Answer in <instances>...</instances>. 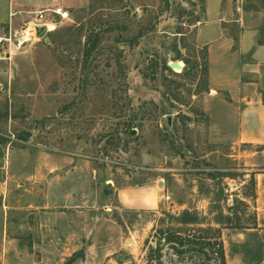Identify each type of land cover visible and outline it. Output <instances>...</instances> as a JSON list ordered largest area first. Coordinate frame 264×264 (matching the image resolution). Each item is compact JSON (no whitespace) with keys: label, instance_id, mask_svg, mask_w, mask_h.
<instances>
[{"label":"rangeland","instance_id":"obj_1","mask_svg":"<svg viewBox=\"0 0 264 264\" xmlns=\"http://www.w3.org/2000/svg\"><path fill=\"white\" fill-rule=\"evenodd\" d=\"M237 1L264 15V0ZM64 10L0 24V213L14 226L8 247L0 214V264H144L146 246L162 243L156 219L182 209L219 229L225 264H264V158L207 134L202 50L192 59L187 41L201 0ZM34 22L48 28L36 36ZM41 192L59 204L36 210ZM46 214H57L59 245L33 247L20 228ZM160 255L213 264L165 244Z\"/></svg>","mask_w":264,"mask_h":264},{"label":"crops","instance_id":"obj_2","mask_svg":"<svg viewBox=\"0 0 264 264\" xmlns=\"http://www.w3.org/2000/svg\"><path fill=\"white\" fill-rule=\"evenodd\" d=\"M201 2V15L192 24V33L187 41L191 46L192 59L197 61V50H202L206 90L201 92L200 98L201 107L210 119L208 137L212 142L223 140L235 146L253 147L248 154L264 158V15L255 7L242 9L237 0ZM85 3L86 0H0V24H13L21 18H31L38 10L42 14L50 12L48 9L53 7L69 9ZM241 152L246 151L241 149ZM54 167L48 165L47 168ZM41 194L40 199L44 198L45 203L34 204L32 207L36 210L58 205L61 199L58 195ZM64 199L66 204L74 203L72 196ZM9 211L4 208L0 213L2 239L8 247L12 239L10 231L14 227L7 222ZM36 216L42 217L37 213ZM45 217L48 220L43 223L20 228L33 247L59 245L57 214H46ZM74 218V214L68 213L63 219L61 230L65 231L63 238L67 241L71 239L69 231L75 223Z\"/></svg>","mask_w":264,"mask_h":264},{"label":"trees","instance_id":"obj_3","mask_svg":"<svg viewBox=\"0 0 264 264\" xmlns=\"http://www.w3.org/2000/svg\"><path fill=\"white\" fill-rule=\"evenodd\" d=\"M94 38L90 41L93 46ZM87 47L84 54L89 51ZM165 217H158L156 224L152 228V233H156L158 240L154 246L147 245L144 253V264H161L160 251L162 245H166L173 253H196L205 261H212L213 264H225L221 240L219 239V229L211 226H202L196 220L195 215L187 209H182L175 214L164 213ZM150 236H153L151 234ZM74 253L69 257L68 262L74 257Z\"/></svg>","mask_w":264,"mask_h":264},{"label":"built area","instance_id":"obj_4","mask_svg":"<svg viewBox=\"0 0 264 264\" xmlns=\"http://www.w3.org/2000/svg\"><path fill=\"white\" fill-rule=\"evenodd\" d=\"M51 13L56 14L57 16H59V18L63 19L67 17V11L62 9L61 7H53L48 9ZM41 14V10H38L36 15L40 16ZM35 25V22L32 23V26Z\"/></svg>","mask_w":264,"mask_h":264},{"label":"water","instance_id":"obj_5","mask_svg":"<svg viewBox=\"0 0 264 264\" xmlns=\"http://www.w3.org/2000/svg\"><path fill=\"white\" fill-rule=\"evenodd\" d=\"M33 28L36 36H40L45 31V26L43 24H35ZM168 65L170 68L179 67L176 61H170Z\"/></svg>","mask_w":264,"mask_h":264},{"label":"bare ground","instance_id":"obj_6","mask_svg":"<svg viewBox=\"0 0 264 264\" xmlns=\"http://www.w3.org/2000/svg\"><path fill=\"white\" fill-rule=\"evenodd\" d=\"M44 26L46 27L45 29H47L48 24H45Z\"/></svg>","mask_w":264,"mask_h":264}]
</instances>
